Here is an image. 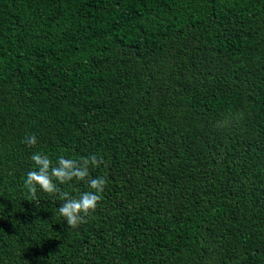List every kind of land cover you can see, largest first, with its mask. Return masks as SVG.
<instances>
[{"label": "trees", "instance_id": "16d2710c", "mask_svg": "<svg viewBox=\"0 0 264 264\" xmlns=\"http://www.w3.org/2000/svg\"><path fill=\"white\" fill-rule=\"evenodd\" d=\"M0 264H264V0H0Z\"/></svg>", "mask_w": 264, "mask_h": 264}, {"label": "clouds", "instance_id": "9594fccd", "mask_svg": "<svg viewBox=\"0 0 264 264\" xmlns=\"http://www.w3.org/2000/svg\"><path fill=\"white\" fill-rule=\"evenodd\" d=\"M22 143L34 147L37 143L35 135H28ZM32 161L37 166L35 170H29L24 179V187L28 190L33 199L36 198L37 188L48 194H60L63 201L58 207L59 214L65 218L67 226L77 228L80 224L86 223V217L96 210L98 202L102 199V193L107 185L105 177L89 178L88 186L94 191L82 192L79 197H70L67 192H61L54 181L64 184L73 179L84 180L89 176V165L99 167L103 162L97 160L96 156L80 157L70 159L64 156L57 158L56 165L47 155L33 153Z\"/></svg>", "mask_w": 264, "mask_h": 264}]
</instances>
